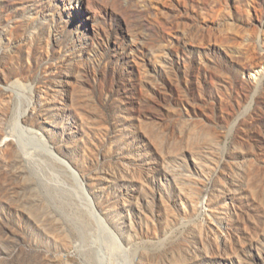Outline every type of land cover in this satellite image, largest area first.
<instances>
[{
  "label": "rangeland",
  "instance_id": "1",
  "mask_svg": "<svg viewBox=\"0 0 264 264\" xmlns=\"http://www.w3.org/2000/svg\"><path fill=\"white\" fill-rule=\"evenodd\" d=\"M0 264H264V0H0Z\"/></svg>",
  "mask_w": 264,
  "mask_h": 264
},
{
  "label": "bare ground",
  "instance_id": "2",
  "mask_svg": "<svg viewBox=\"0 0 264 264\" xmlns=\"http://www.w3.org/2000/svg\"><path fill=\"white\" fill-rule=\"evenodd\" d=\"M18 93V92H17ZM25 113H26V111H25ZM18 121H19V119H18ZM19 123V122H18ZM22 142V140H19V142ZM23 144L25 143V142H22ZM26 144V143H25ZM25 146V145H24ZM52 152H54L53 151V149L51 150ZM56 153V152H55ZM55 160H56V158H55ZM59 161H61V163L64 165V169L67 171V173H69V176H70V178H71V180H72V178L78 183V184H80V182H81V185L82 186H80V187H82V191H81V194L83 195V200H84V204L87 206V210L91 213V211H90V208H91V206H90V204H89V202H90V197H89V192H88V190L86 189V186H85V184L83 183V181H82V179H81V177L78 175V173L75 171V169L66 161V160H63V159H59ZM74 180H72L73 182H74ZM62 184V183H61ZM64 184H66V183H64ZM68 186V185H67ZM69 186H70V184H69ZM74 186V185H73ZM79 188V187H78ZM75 189V188H74ZM80 189V188H79ZM78 189V190H79ZM73 190V189H72ZM77 190V191H78ZM89 201H88V200ZM83 202V201H82ZM91 203V202H90ZM95 216V215H94Z\"/></svg>",
  "mask_w": 264,
  "mask_h": 264
}]
</instances>
